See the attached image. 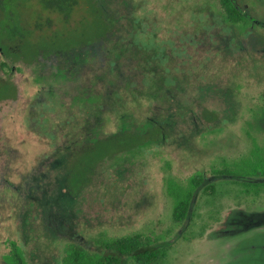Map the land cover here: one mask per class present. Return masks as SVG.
Here are the masks:
<instances>
[{"label":"rangeland","instance_id":"374dc122","mask_svg":"<svg viewBox=\"0 0 264 264\" xmlns=\"http://www.w3.org/2000/svg\"><path fill=\"white\" fill-rule=\"evenodd\" d=\"M93 1L108 38L31 65L0 54V78L16 87L0 103V264L16 249L24 264H62L68 244L100 252L99 234L165 248L161 264H264V178L247 186L216 173L255 148L264 158V27L228 24L218 0ZM235 1L264 23V0ZM154 127L156 141L64 194L68 154ZM194 174L202 184L174 224L164 180Z\"/></svg>","mask_w":264,"mask_h":264},{"label":"trees","instance_id":"16d2710c","mask_svg":"<svg viewBox=\"0 0 264 264\" xmlns=\"http://www.w3.org/2000/svg\"><path fill=\"white\" fill-rule=\"evenodd\" d=\"M36 7L40 15L31 26H21L15 22L8 28L9 38L19 34L21 43L16 55L8 52L7 58L12 63L23 62L27 65L39 61H49L52 56L78 51L90 44L106 39L113 33L112 25L102 18L101 11L93 0H37ZM223 12V19L231 25H250L264 27V23L245 16L235 0H218ZM87 14L77 16L76 27L72 26L75 13L80 9ZM77 35V36H76ZM35 37V38H34ZM42 43L39 45V40ZM1 48L5 43L0 44ZM4 49V48H3ZM0 103L16 99V87L9 80L1 79ZM202 118L207 122L216 120V115L203 111ZM162 135L160 127H154L143 133L124 131L122 133L100 138L71 152L65 159L64 194L70 198L77 197L92 182L94 169L103 162L116 156L135 150L149 142L156 141ZM253 160H242L235 169L216 172L224 176H233L244 185L248 181L264 178V158L258 154L257 148L252 152ZM169 166V165H168ZM203 177L194 174L188 178L177 180L167 176L164 180L165 193L172 203L171 219L174 224H181L189 212L191 201L196 190L201 186ZM207 189L213 190V186ZM94 243L100 252L91 253L76 244H68L63 250L62 264H161L166 259L167 250L139 236L108 238L99 234ZM6 264H24L22 253L15 250L12 255H5Z\"/></svg>","mask_w":264,"mask_h":264},{"label":"flooded vegetation","instance_id":"af4514ba","mask_svg":"<svg viewBox=\"0 0 264 264\" xmlns=\"http://www.w3.org/2000/svg\"><path fill=\"white\" fill-rule=\"evenodd\" d=\"M24 3H26L25 0H0V44L5 43L4 49L0 46V54L5 58H7V53L3 51L16 55L19 51V44L22 42L18 33L10 39L8 28L17 22L21 29H24L25 26H31L34 19L40 15L37 5L28 8L27 3L26 5Z\"/></svg>","mask_w":264,"mask_h":264}]
</instances>
